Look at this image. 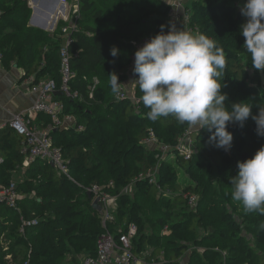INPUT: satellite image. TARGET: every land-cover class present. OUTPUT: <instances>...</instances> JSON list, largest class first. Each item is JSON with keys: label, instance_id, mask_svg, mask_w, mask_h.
<instances>
[{"label": "trees", "instance_id": "obj_1", "mask_svg": "<svg viewBox=\"0 0 264 264\" xmlns=\"http://www.w3.org/2000/svg\"><path fill=\"white\" fill-rule=\"evenodd\" d=\"M243 3L190 0L188 26L214 39L225 51V104L247 103L256 115L257 106H264V93L258 86V72L243 48ZM79 4L78 29L68 46L69 67L75 74L68 85L81 99L67 98L60 91L55 97L64 102L65 111L72 113L82 128L50 132L53 145L59 146L70 161L72 179L58 174L49 162L36 159L30 163L28 179L23 185L17 184V191L32 197L19 199V211L0 205V264H80L81 254L94 253L102 231L100 215L91 204L93 196L86 188L109 181H113V187L108 192L118 196L114 220L108 228L116 231L135 222V251L153 247L146 255L148 261L155 258L161 264H182L188 251L187 264H264V216L247 212L229 195L230 180L238 172L237 162L251 158L264 145V138L256 134L254 120L250 117L242 128L229 125L233 141L228 151L211 145L206 129L193 131L194 151L189 159L184 158L174 146L188 125L180 124L172 115L149 120L150 109L143 102L137 110L131 101L116 99L110 83L113 73L118 82L127 77L137 43L156 35L161 25L168 31L170 4L166 0H80ZM0 9L1 62L21 66L24 76H34L35 82L51 78L59 85L65 22L59 20L51 31L29 25L31 8L23 0H0ZM114 46L119 49L116 57L110 55ZM137 94L141 97V90ZM149 130L171 147L158 161L153 183L139 177L157 163L156 151L141 142ZM1 133L18 138L12 161L7 163L12 169L21 163V137L9 125L2 127ZM224 179L229 206L223 204L225 196L220 188ZM10 181L4 178L2 184ZM131 183L136 191L133 197L122 192ZM188 192L197 196L199 208L206 199L211 202L207 207L215 215L212 220L207 219L209 212L190 209L185 197ZM149 207L152 212L160 208V214L150 217ZM21 216L38 222L22 233ZM146 223L155 231L146 232ZM165 225L168 231L159 237ZM8 235H13L15 243L24 249L7 253ZM6 255L12 259H6Z\"/></svg>", "mask_w": 264, "mask_h": 264}, {"label": "clouds", "instance_id": "obj_2", "mask_svg": "<svg viewBox=\"0 0 264 264\" xmlns=\"http://www.w3.org/2000/svg\"><path fill=\"white\" fill-rule=\"evenodd\" d=\"M240 12L245 18L240 26L243 48L250 56L251 67L264 73V0H244ZM164 28L161 25L160 32L134 53L133 73L138 77L141 100L150 109L148 119L155 122L172 115L198 132L206 129L210 133L208 142L225 151L231 149L233 141L229 125L242 128L250 117L257 136L264 138V106H257L258 113L253 115L247 103L225 104V51L203 33L177 29L175 24L168 31ZM118 54L115 46L110 49L112 57ZM111 76L112 92L119 95L118 76ZM237 168L230 180L231 199L247 212L264 216V145L251 158L238 161Z\"/></svg>", "mask_w": 264, "mask_h": 264}, {"label": "built area", "instance_id": "obj_3", "mask_svg": "<svg viewBox=\"0 0 264 264\" xmlns=\"http://www.w3.org/2000/svg\"><path fill=\"white\" fill-rule=\"evenodd\" d=\"M27 5L33 8V20L38 25L47 24V28L54 26L59 20L66 21L62 27L64 42L60 48V73L61 79L58 85L54 79L35 82L33 77H28L30 90L36 94L37 98L33 105L25 113H18L12 116L8 125L21 137L20 153L23 156L24 165H29L31 162L39 159L49 162L58 174L72 179L70 170V161L65 158L59 146L53 145L50 132L56 129H65L75 127L77 130L82 128V125L77 123L76 117L72 113L65 111V104L62 100L55 97L60 91L65 97L75 100H80L81 97L77 91H72L69 88V80L75 74L69 67L68 46L73 41L72 33L78 29V20L80 17L79 2L80 0H23ZM55 7L57 10L47 16L45 15L49 8ZM43 9H45L43 11ZM40 11V12H39ZM3 10L0 9V16ZM51 13V14H50ZM72 14V17L70 16ZM49 15V16H48ZM59 18V19H58ZM188 20V14L186 16ZM56 25V24H55ZM193 29V28H192ZM191 30V28H189ZM150 38H144L141 41L143 46ZM141 46V47H142ZM134 54L132 55V62ZM138 79V77H137ZM97 82V81H96ZM122 82V81H121ZM120 83V82H119ZM120 94L114 95L118 100H129L133 103L137 110L141 107V97L134 94H129L125 87L120 83ZM43 113L50 119L48 126L41 129L35 122L34 116ZM0 125V129L2 128ZM193 128L188 126L185 133L180 137L175 144L174 149L178 154L189 159L194 151V142L192 139ZM141 142L144 145L151 143L162 156L167 155V151L171 148L160 142L153 130H149L146 137ZM159 170V164L156 163L152 168L148 169L139 177L146 178L150 183L156 181V174ZM131 183L122 189L123 193H128V190L133 187ZM113 187V181H109L107 185L92 184L86 190L90 191L93 198L100 197L99 204L102 207L100 215L102 231L96 238L95 251L92 254H81L79 256L80 264H161V260L150 258L147 260L141 253L135 251L133 240L137 237L138 226L135 222H129L125 228H119L116 231H110L108 223L114 220V211L117 208L118 194H111L107 189ZM21 197L17 191V183L10 181L8 184L0 185V205L7 206L19 211L18 202ZM188 205L193 208L197 204V196L192 193L185 194ZM20 232H24L26 227L35 226L36 218L24 219L21 216ZM164 231L168 230V225L164 226Z\"/></svg>", "mask_w": 264, "mask_h": 264}, {"label": "crops", "instance_id": "obj_4", "mask_svg": "<svg viewBox=\"0 0 264 264\" xmlns=\"http://www.w3.org/2000/svg\"><path fill=\"white\" fill-rule=\"evenodd\" d=\"M170 6V15L168 17V23L169 26L171 24H175L177 29H181L184 31L191 32L193 34H197L195 32L194 27L188 26V20L186 18L188 12H189V5L190 0H166ZM31 8V7H30ZM55 10V7L49 8L47 14L49 12L52 13V11ZM34 11V10H33ZM50 13V14H51ZM189 15V14H188ZM49 16V15H48ZM29 25L35 26L47 31H51L48 29L45 24L40 27L38 26L33 18V12L31 8V15H30ZM58 23V22H57ZM56 23V24H57ZM188 27L191 28V30H188ZM193 28V29H192ZM131 69H128L127 71V77L130 73ZM25 70L18 66L17 64H11L10 66H6L3 62H1L0 59V125L2 124V127H7L8 122L12 118L13 115L18 113H25L30 109V107L33 105V103L36 101V94L33 93L30 90V85L28 83L27 78L34 76H24ZM47 79L51 78H42L38 81H45ZM59 99V98H58ZM61 100V99H60ZM48 116L40 113L36 114L34 116V122L41 128L45 129L50 119L48 117V121L46 119ZM18 138H14L13 135H6V133H1L0 135V185L2 184V180L4 178H9L11 181H16L17 184L21 183L23 185V182L25 179H28V166L30 165H24L23 163V156L21 158V163L16 164V166L12 169H9L7 166V163L10 164L12 161V158L15 154L16 148L19 145ZM21 194L20 199L28 197H32V194L27 195L23 194L22 192H19Z\"/></svg>", "mask_w": 264, "mask_h": 264}, {"label": "rangeland", "instance_id": "obj_5", "mask_svg": "<svg viewBox=\"0 0 264 264\" xmlns=\"http://www.w3.org/2000/svg\"><path fill=\"white\" fill-rule=\"evenodd\" d=\"M57 0H55V2H56ZM45 9H43V11H44ZM32 12H33V8H32ZM40 12V11H39ZM53 12V11H52ZM56 12H57V10L55 9V11H54V15L56 14ZM49 14V13H48ZM71 17H72V19H73V16H72V14L70 15ZM30 18L31 17H29V20H30ZM33 19V18H32ZM59 19V18H58ZM63 20V19H62ZM74 20V19H73ZM31 21V20H30ZM64 21V20H63ZM57 23V22H56ZM55 23V24H56ZM65 23H66V21H65ZM54 24V26L52 27V29L57 25H55ZM65 25V24H64ZM63 25V26H64ZM38 26H40V27H42L43 26V24L42 23H39L38 24ZM62 26V27H63ZM44 27H47V24H46V26H44ZM189 28L190 27H188V30H189ZM49 29H51V28H49ZM191 32H193V31H191ZM137 50L142 46L141 45V42H139V43H137ZM133 67H134V60H133V62H132V65H131V67H130V69H131V71H130V73L128 74V77H126V78H124V80H122V82H120L124 87H125V89H126V91L129 93V94H136V95H138L137 94V92L140 90L139 89V87H138V85L136 84V80H137V76L133 73ZM258 86H259V88L261 89V91L264 93V73H260V72H258ZM161 142V141H160ZM162 143V142H161ZM149 145H145L148 149H152V148H154L155 149V146L153 145V144H151V143H148ZM155 151V150H154ZM162 156V154L159 152V151H156V158H157V163H158V161L160 160V157ZM169 159H173L172 157H169ZM216 180V179H215ZM15 181V180H14ZM219 183H221V180H217ZM226 180L224 179L223 180V182L221 183V185H220V188L222 189V190H224L225 189V191H222L221 190V192H222V195H223V197L225 196V192H227L228 193V188H225L226 186V182H225ZM16 182V181H15ZM232 189V188H231ZM135 188H134V186L133 187H131L129 190H128V193L127 194H129V195H131L132 197L134 196V194H135ZM229 195H230V192H229ZM231 196V195H230ZM226 196H225V198H224V202H223V204H225V205H227V206H229V202H227L226 201ZM136 199H138V198H136ZM93 200V199H92ZM151 201V200H150ZM235 203H236V201H234ZM208 203H209V200H207L206 199V202L204 203V206H201L200 208L197 206V204H196V206H194L193 208H191L190 207V209H194L195 211H196V209H198V211L199 212H202V213H204V212H209L208 214H207V219L208 220H212L214 217H215V215L213 214V213H211V212H213V210L211 209V210H209V208L207 207L208 206ZM211 203V202H210ZM210 203H209V205H210ZM231 204V203H230ZM236 204H239V202H237ZM156 206V205H155ZM211 206V205H210ZM214 206V205H213ZM215 206L216 207H213V208H218L217 207V205L215 204ZM151 207H149V208H147V215H148V212H149V215H150V217H154V216H156V215H158V214H160V212H161V210H160V208H159V210L158 211H154V212H152V210L150 209ZM237 213V212H236ZM237 215H239V214H237ZM144 217V216H143ZM149 217V216H148ZM145 218V217H144ZM172 218H173V216H172ZM147 221V220H146ZM154 223H155V220H154ZM150 223H146V226H145V228H146V232L147 231H149L150 229L152 230V232H154L155 230L153 229V228H151L150 227V225H149ZM32 227V226H31ZM34 231H36V230H32L31 232L32 233H34ZM166 231H168V230H166ZM166 231H164V229H162V231L160 232V234H159V237H160V235H164V234H166ZM53 233V232H52ZM12 237H14L13 235L12 236H7L6 238H7V241H6V244L8 245V249L6 250V252L7 253H11L12 251H18V250H20V251H22L24 248L22 247V246H20L21 244H16L15 243V238H12ZM159 239H161V238H159ZM0 240H2V242H3V238L1 237V239ZM12 245V246H11ZM28 245L30 246V243H28ZM152 249H153V247H148L146 250H143V253H142V255L143 256H145L146 257V255H149L150 253H151V251H152ZM190 251H191V249H190ZM189 253L190 252H186L185 253V255L182 257V259H181V261H182V264H187V261H188V255H189ZM22 256L23 255H21V258H22ZM10 257V255H6V259H12V258H9ZM20 258V259H21ZM79 262H80V260H79Z\"/></svg>", "mask_w": 264, "mask_h": 264}, {"label": "water", "instance_id": "obj_6", "mask_svg": "<svg viewBox=\"0 0 264 264\" xmlns=\"http://www.w3.org/2000/svg\"><path fill=\"white\" fill-rule=\"evenodd\" d=\"M88 195H89V196H92V194H91L90 191H88ZM99 202H100V197H99V196H96L95 198H93L91 204H92V207H93L94 209H96V211H97L99 214H101V213H102V207H101V205L99 204Z\"/></svg>", "mask_w": 264, "mask_h": 264}]
</instances>
